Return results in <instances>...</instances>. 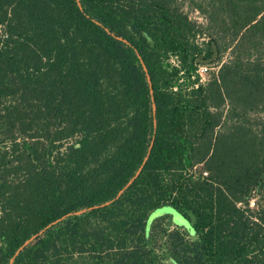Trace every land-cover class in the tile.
Masks as SVG:
<instances>
[{
	"label": "trees",
	"instance_id": "trees-1",
	"mask_svg": "<svg viewBox=\"0 0 264 264\" xmlns=\"http://www.w3.org/2000/svg\"><path fill=\"white\" fill-rule=\"evenodd\" d=\"M179 2L0 0V264H264V0Z\"/></svg>",
	"mask_w": 264,
	"mask_h": 264
},
{
	"label": "rangeland",
	"instance_id": "rangeland-1",
	"mask_svg": "<svg viewBox=\"0 0 264 264\" xmlns=\"http://www.w3.org/2000/svg\"><path fill=\"white\" fill-rule=\"evenodd\" d=\"M179 3L182 6V10L188 14L190 20L195 21L196 23H199V24L205 23L204 16L198 10L191 7L190 0H180ZM197 41L199 44H201L202 47H204L208 40H207V37H204V35H202V36L197 37ZM229 57H230V51L227 50L221 55V58H219V61H216L217 60L216 59L211 64H207V65L199 64V66L197 67V71H198L197 75L200 81L206 82L213 75V73H215L218 70L219 65L227 61ZM170 62L174 66L180 65V62L176 58H172ZM181 82H184V81L181 80ZM161 212H166L168 214L173 215V219H172L173 225H176L179 227L188 226V222L176 211L171 210L168 207H164V209H162Z\"/></svg>",
	"mask_w": 264,
	"mask_h": 264
},
{
	"label": "water",
	"instance_id": "water-1",
	"mask_svg": "<svg viewBox=\"0 0 264 264\" xmlns=\"http://www.w3.org/2000/svg\"><path fill=\"white\" fill-rule=\"evenodd\" d=\"M217 57H218V49H217V46H216V45H213L211 56L208 57V58H197L196 62H198V63H200V64H205V65H207V64H211V63H213V62L217 59ZM144 70H145V72H147V69H146L145 66H144ZM153 109L155 110V105H153ZM159 214H160V212H156L154 215H152L151 218L153 219L155 216H157V215H159ZM32 239H33V237L30 238L29 240H27V241L23 244V246H26V245H27ZM23 246H22V247H23Z\"/></svg>",
	"mask_w": 264,
	"mask_h": 264
}]
</instances>
